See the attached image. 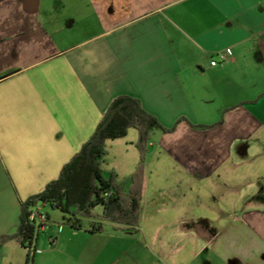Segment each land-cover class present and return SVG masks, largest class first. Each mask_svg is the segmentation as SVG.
Here are the masks:
<instances>
[{"label":"crops","instance_id":"obj_1","mask_svg":"<svg viewBox=\"0 0 264 264\" xmlns=\"http://www.w3.org/2000/svg\"><path fill=\"white\" fill-rule=\"evenodd\" d=\"M121 97L170 130L151 133L138 224L40 207L31 264H264V0H0V237ZM137 141H107L124 192ZM30 251L2 242L0 264Z\"/></svg>","mask_w":264,"mask_h":264},{"label":"trees","instance_id":"obj_2","mask_svg":"<svg viewBox=\"0 0 264 264\" xmlns=\"http://www.w3.org/2000/svg\"><path fill=\"white\" fill-rule=\"evenodd\" d=\"M130 128L138 132L136 148L140 163L130 178L129 191L124 192L122 185L116 181V174L106 172L103 163L107 141L125 137ZM154 130L170 131L163 128L156 117L146 113L137 99L121 97L113 101L94 134L63 166L58 177L41 192L20 200L17 231L12 236H1L0 243L14 239L22 248L35 252L34 242L42 222L40 207L59 210L62 213L61 223L73 229L81 226L82 218L93 219L97 232L104 222L118 227L137 225L145 156ZM96 209L101 212L95 213ZM31 262L32 257L28 256L27 264Z\"/></svg>","mask_w":264,"mask_h":264},{"label":"rangeland","instance_id":"obj_3","mask_svg":"<svg viewBox=\"0 0 264 264\" xmlns=\"http://www.w3.org/2000/svg\"><path fill=\"white\" fill-rule=\"evenodd\" d=\"M42 211L44 213L52 214V219H54V220H56V219L60 220L62 218V213L57 209L53 210L50 207H42ZM27 255L32 257V255H33L32 251H30V253Z\"/></svg>","mask_w":264,"mask_h":264},{"label":"built area","instance_id":"obj_4","mask_svg":"<svg viewBox=\"0 0 264 264\" xmlns=\"http://www.w3.org/2000/svg\"><path fill=\"white\" fill-rule=\"evenodd\" d=\"M221 58L224 59V56H222ZM217 65H218L217 62H215V61H212V62H211V66H212V67L217 66Z\"/></svg>","mask_w":264,"mask_h":264}]
</instances>
